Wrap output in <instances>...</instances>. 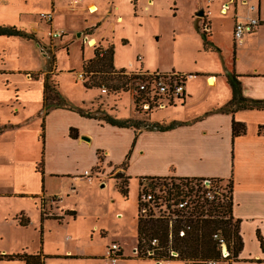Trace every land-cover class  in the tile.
<instances>
[{
    "label": "crops",
    "instance_id": "crops-1",
    "mask_svg": "<svg viewBox=\"0 0 264 264\" xmlns=\"http://www.w3.org/2000/svg\"><path fill=\"white\" fill-rule=\"evenodd\" d=\"M33 2L43 4L39 6L37 19L34 21L38 22L40 28V24L46 21L42 15L52 13L49 28L63 31L66 37L70 27H76L79 31L77 36L83 33L89 39L87 40L89 44L96 43L106 48L112 44L102 30L104 19L114 15L116 21L123 22L132 13L137 17L139 11L142 12L141 3L145 2L143 8L146 10L152 0H67V2L66 0H33ZM208 2L210 7L218 5V11L224 3H227L229 7V4L233 2L235 22L245 20L249 16H258L260 21L264 22V2L261 4V0H211ZM197 5H200L197 7L198 14L202 12L199 15L200 19L205 20L209 26L211 21L207 16L211 14L209 6L204 9L203 4L197 3ZM91 6H95V11L91 10ZM14 13L11 0H0V17L13 16ZM90 15L93 16L89 17ZM18 16L17 22L15 20L7 22L3 19L0 20V25L15 26L25 30L27 33L34 34L35 40L0 35V65L2 67L5 64V57L8 56V52L3 48L5 45L11 51L9 55L17 53L24 59H30L29 54L23 51L20 53L18 49L21 47L24 51H29V42L38 47L39 41L43 42L45 39L43 35H37L35 32L37 30L24 28L22 22L29 19L22 20L21 16ZM74 17H77L78 21L73 25ZM142 17L141 15L140 18ZM260 32L261 28L255 27L249 33H245L243 40L237 44L242 47H252L254 44L252 39H257ZM42 45L47 47L45 44ZM38 53L40 54L39 48ZM114 56L115 50L113 66ZM137 56L134 61L140 67L135 71H143L142 57L138 56V59ZM132 65L130 62L129 66ZM2 67L0 77L3 75L6 83H10V75L22 72L25 78L35 79V81L26 85L27 89H31L32 100L23 97L15 99L17 107L13 120L0 119V254L17 253L18 248L24 243L19 237L18 228L21 225L16 220L20 213H13L9 204L21 201L22 198L27 200L41 196L43 206L47 209V200H45L47 195L44 194L46 177L56 178L62 184H69L76 176H84L82 173L85 170L90 171L91 175L108 176L112 169L123 167V172L128 178L174 176L231 179V214L235 220H239V234L243 245L236 257L215 264H264V109H241L232 113H223L215 111L219 108L218 103H215L211 112L205 110L194 116L174 119L181 124L173 128L143 129L135 134L133 127L111 125L102 118L85 117L65 107L50 108L42 117V72L36 74L37 76L33 79L29 73L42 71L44 67L37 66L33 70H9ZM46 72L47 69L44 74ZM235 72L239 75L245 96L264 99V69L254 67L248 72ZM208 77L211 79L208 80ZM212 79L214 82H211ZM207 83L210 85L215 83L214 74L207 76ZM28 106L37 108V111L29 115L33 110H29ZM115 116L114 114L113 117ZM27 119L34 120L33 124L37 127L26 125L29 122ZM233 121L244 124L245 131L233 136ZM71 129H75V134L71 132ZM83 136L89 138L84 139ZM35 143L40 144L39 150L41 149V156H43L41 170L37 167L41 156L38 157L39 153L36 155V149H32ZM100 153L102 156H99ZM69 160L73 163L71 168H68ZM101 161L102 167L96 171ZM124 161L126 165L123 166ZM81 162L88 167L83 170L77 169V164ZM57 193L61 194V190L48 194L50 197L48 206L52 212L57 207L56 201L63 200L54 196ZM37 201L35 205L38 204L37 209L39 208L40 214L41 200ZM60 208L64 210V206L60 205ZM20 212L24 211L20 208ZM52 212L49 214L58 215ZM23 215L27 217L26 214ZM112 242L120 246L119 258L122 260L131 257L139 259V264H184L178 260H162L158 263L148 257H133L132 253H136V246L132 248V253L128 256L121 240ZM223 247H225L224 254L228 255L229 250L225 243ZM84 256L103 259L106 257V252L105 255L85 254ZM117 260L114 263H117Z\"/></svg>",
    "mask_w": 264,
    "mask_h": 264
},
{
    "label": "rangeland",
    "instance_id": "rangeland-1",
    "mask_svg": "<svg viewBox=\"0 0 264 264\" xmlns=\"http://www.w3.org/2000/svg\"><path fill=\"white\" fill-rule=\"evenodd\" d=\"M208 1L152 0L146 10L143 8L145 2H142L140 5L142 12L139 11V16L135 17L132 13L129 18L121 22L116 21L114 15H110L102 23V30L115 50L114 66L116 68H123L126 71L139 69L140 65L134 61L138 55L142 57V69L145 72H176L185 75L186 94L183 105L179 102L175 107L166 105V108L159 109L160 107L157 106L145 110L134 104L133 86L126 91L115 93L108 92V90L103 93L101 89L105 87L85 88L82 64L83 60L92 57V48L96 44H89L87 41L89 39L83 33L77 36L79 31L76 27H70L66 37L63 31L59 32L52 27L49 28L52 13L42 15L46 21L40 24V28L38 22L34 21L37 19L39 6L43 4H36L33 0H11L15 13L13 16L0 17V20L17 22L18 15L22 20L28 18L29 21L22 22L23 27L28 30H37L35 31L37 35H43L45 39L43 42L39 41L38 47L29 42V51H24L21 47L18 49L20 53L23 51L29 54L30 59H24L17 53L9 55L11 51L5 45L3 48L8 52L6 53L8 56L5 57V64L3 67L0 65V68L33 70L37 66L44 67L42 71H30V77L33 79L37 76L36 74L42 72L43 78L44 71L48 69L47 71L56 83L57 91L67 104L73 107L82 106L84 111L88 110L97 116L105 112L111 116L114 113L115 118L118 119H140L144 127L152 122L167 125L174 119L194 116L205 110L211 112L215 103L221 107L231 98V89L227 82L229 72H248L254 67L264 69V22L260 21L256 27L261 28V32L257 39H252L254 43L252 47H242L237 44L233 36L236 20L233 2L229 4L224 13H220L218 5L210 7ZM263 2L264 0H261V4ZM197 3L203 4L204 9L209 6L211 11L210 15L207 14L211 21L209 26L206 23L205 28L209 31L208 39L211 44L206 47L199 29L202 20L197 9L200 5ZM46 4L45 2V6ZM47 14H50V18ZM141 15L142 18H140ZM73 20L74 25L78 19L74 17ZM54 32L60 34L54 36ZM242 48L243 50H240ZM51 59H54L53 66L49 65ZM130 62L132 66H129ZM22 73L10 75V83H6L3 75L0 77V119L13 120L17 107L15 99L23 97L32 100L31 89H27L26 85L34 83L35 79L29 80ZM209 74L215 75L213 85L207 83ZM28 108L33 110L29 115L37 111V108L30 106ZM33 122L34 120H29L26 125L34 127ZM39 145L35 143L32 147L36 149V155L39 153L38 157L41 156ZM99 156L102 154L100 153ZM70 160L68 168L73 166ZM102 163L101 161L98 164L96 171L101 169ZM87 167L81 162L76 168L83 170ZM102 175L93 174L90 178L76 176L71 183H66L67 185L58 182L56 178L46 177L44 194L47 195L45 197L47 209L45 206L43 208L48 214L51 213L48 206L50 202L48 194L61 190V194L57 193L54 196L63 200L56 201L57 207H54L52 212L58 214L61 217H58L59 219L52 217L41 219L39 208L37 209L38 204L35 205L36 200L40 202L39 198L42 201L41 196L27 200L22 198L21 201L10 203L9 206L13 213L26 214L29 220L25 227L18 228L19 237L24 243L17 252L35 253L41 250L46 256L44 264H139V259L131 257L125 260L119 258L117 263H112L107 256L102 259L84 255H105L106 248L117 239L123 242L126 255H131L132 248L137 244L136 219L139 186L146 185L147 187L150 180L159 182L163 179H142L140 181L132 176L127 180V195H123L116 185L117 181L123 182L125 178L123 167L112 169L108 174L110 178ZM117 175L124 177L118 179L113 177ZM209 184L221 202L227 203L229 199L228 180L219 182L210 180ZM60 205L64 206V210H61ZM20 208L25 213L20 212ZM71 209L75 210V215L65 214V210L70 211ZM67 251L69 253H66ZM132 256L137 255L133 252ZM0 264L25 263L14 259L0 260Z\"/></svg>",
    "mask_w": 264,
    "mask_h": 264
},
{
    "label": "trees",
    "instance_id": "trees-1",
    "mask_svg": "<svg viewBox=\"0 0 264 264\" xmlns=\"http://www.w3.org/2000/svg\"><path fill=\"white\" fill-rule=\"evenodd\" d=\"M205 27L206 21L204 20L199 29L206 47L211 43L210 39H208L209 31L205 30ZM0 35L19 36L29 40H35L34 34L27 33L15 26L0 25ZM113 54V45H108L106 48H103L99 44L93 46V56L83 60L82 64L83 86L85 88L105 87L106 91L108 90V92L113 93L126 91L134 86L136 81L142 80L145 77V72L143 73V71H126L123 68L116 69L113 66ZM49 65H54V59L49 61ZM227 82L231 89V98L225 105L215 109V111L232 113L241 109H264V99H256L244 95L238 74L229 72L227 74ZM181 98L182 100L179 104L183 105L185 96ZM175 105H177V103L170 104L169 106ZM53 107H65L75 110L85 117L102 118V120L111 125L133 127L135 134L143 129L166 130L181 124L174 120L167 125L149 123V125L146 124L144 127L142 126V120L118 119L105 112L97 116L93 114V112L90 113L88 110L84 111L83 107H73L67 104L61 97L57 91L56 83L47 71L43 75L42 117ZM244 131V124L236 121L232 122L233 136L239 135ZM71 132L74 133L75 129H71ZM122 165H126V161H124ZM42 166L43 156H41L37 167L41 170ZM113 177L118 179L124 176L117 175ZM142 179H163L159 182L150 180L148 187L155 191L156 206L160 208L163 207V210L170 209V213H173L175 217L153 218L144 216L140 213L139 197L137 198L136 255L138 257H148L155 261L178 260L182 261L184 264H208L210 260L219 262L231 257L234 258L238 255L242 249L243 243L239 234V220H235L231 214V179L228 180L229 199L227 203L221 202L214 190L215 196L213 199H208L204 193L201 192V190H205V188L202 187L203 178L174 176H148L139 178L140 181H142ZM207 179L209 181L214 180L218 182L224 180L221 178ZM127 180L128 176H125L123 182H116L118 190L123 195H127ZM185 198L190 200V206L187 208H172L177 200H184ZM65 214L74 215L75 211H66ZM40 215L41 219L47 217L56 219L61 218L58 215L48 214L43 208V200L40 202ZM16 220L21 226H26L29 223L28 217H25L23 214L18 215ZM181 232L183 234H180ZM214 233H218L227 245L229 254L226 257L222 256V246L219 241L213 237ZM154 240L155 243H152ZM148 251H152V254H148ZM171 252H176V255H172ZM45 257L46 256L42 254L41 250L35 253L21 251L13 254H0V260L8 261L19 259L24 261L25 264H44Z\"/></svg>",
    "mask_w": 264,
    "mask_h": 264
},
{
    "label": "built area",
    "instance_id": "built-area-1",
    "mask_svg": "<svg viewBox=\"0 0 264 264\" xmlns=\"http://www.w3.org/2000/svg\"><path fill=\"white\" fill-rule=\"evenodd\" d=\"M227 8L228 4L224 3L220 8V12L224 13ZM251 8H253V6ZM47 17L50 18V14H47ZM259 24L260 19L258 16H249L242 21L237 20L235 22L233 30V36L235 40L237 42L241 41L245 33H249ZM59 32H54L53 35H59ZM144 72L145 71H143V73ZM184 83L185 75L180 73H159L157 71L145 72V77L142 80L136 81L133 86L135 105H139L141 108L147 110L151 107L159 106L161 108L166 107V105L170 104H178L182 100L181 97H184L186 94ZM101 91L105 93L106 90L105 88H102ZM82 175L90 177L91 172L85 170ZM209 183L210 181L208 179L202 181V187L205 188V190H201V192H203L208 199H213L215 196V192L213 191ZM138 197L140 213H142L144 216L153 218L175 217L173 213H170V209L163 210V207L160 208L159 206H156L157 203L155 200V191L150 187H146L145 185L140 186ZM175 203L176 204L173 205L172 208H187L188 206H190V200L188 198H185L184 200H177ZM180 234L183 233L181 232ZM213 237L219 241L220 245L222 246V251L224 246L223 238L218 233H214ZM152 243H155V240L152 241ZM147 253L152 254V251H148ZM171 254L176 255V252H171ZM222 255L226 256L224 252L222 253ZM106 256L111 260L112 263L119 259L120 246L118 245V243L112 242L106 248ZM157 262L160 263V261ZM208 264H215V262L210 260L208 261Z\"/></svg>",
    "mask_w": 264,
    "mask_h": 264
},
{
    "label": "bare ground",
    "instance_id": "bare-ground-1",
    "mask_svg": "<svg viewBox=\"0 0 264 264\" xmlns=\"http://www.w3.org/2000/svg\"><path fill=\"white\" fill-rule=\"evenodd\" d=\"M95 9H96L95 6H91V10L95 11ZM92 43H94V41H92ZM94 44H95V43H94ZM210 79H211V77H210ZM210 79H209V80H210ZM211 82H214V79H212ZM161 108H163V107H161Z\"/></svg>",
    "mask_w": 264,
    "mask_h": 264
},
{
    "label": "water",
    "instance_id": "water-1",
    "mask_svg": "<svg viewBox=\"0 0 264 264\" xmlns=\"http://www.w3.org/2000/svg\"><path fill=\"white\" fill-rule=\"evenodd\" d=\"M201 14H202V12L199 13V15H201ZM209 79H210V77H208V80H209ZM83 138H84V139H88V137H85V136H83Z\"/></svg>",
    "mask_w": 264,
    "mask_h": 264
}]
</instances>
